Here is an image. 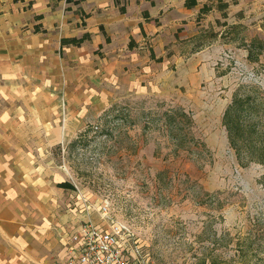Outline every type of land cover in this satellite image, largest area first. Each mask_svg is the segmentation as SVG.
I'll return each instance as SVG.
<instances>
[{
	"label": "crops",
	"instance_id": "1",
	"mask_svg": "<svg viewBox=\"0 0 264 264\" xmlns=\"http://www.w3.org/2000/svg\"><path fill=\"white\" fill-rule=\"evenodd\" d=\"M196 1L0 0V264H67L69 231L100 222L87 196L60 187L67 180L53 181L27 147V133L42 127L58 138L53 102L61 88L71 102L89 98L88 78L113 81L142 102L156 96L165 118L185 113L231 145L223 117L235 89L219 91L229 75L216 63L225 49L249 60L247 45L264 40V0ZM87 33L81 46L61 43ZM257 62L264 63V54ZM26 99L52 105V114L31 116L45 125L37 132L22 124L20 104L11 107L10 101ZM10 108L18 113L16 124ZM166 124L171 132L183 127L180 117Z\"/></svg>",
	"mask_w": 264,
	"mask_h": 264
},
{
	"label": "rangeland",
	"instance_id": "2",
	"mask_svg": "<svg viewBox=\"0 0 264 264\" xmlns=\"http://www.w3.org/2000/svg\"><path fill=\"white\" fill-rule=\"evenodd\" d=\"M236 57L255 76L243 79L220 66L229 78L219 91L248 86L264 95V63ZM70 66L77 69L76 62ZM87 82L85 100L69 102L65 87L59 90V100L53 102L60 115L58 138L42 127L41 118L31 120L41 110L52 114L51 103L10 101L11 107L20 104L26 128L37 132L42 127L26 139L36 165L49 169L53 181L71 182V193L86 195L98 216L108 201L111 214L100 216L98 225L104 230L113 222L124 226L132 264H202V259L206 264H258L264 166L244 165L246 158L237 155L221 132H207L189 119L171 132L156 96L145 103L113 81ZM17 114L11 109V124L17 123Z\"/></svg>",
	"mask_w": 264,
	"mask_h": 264
},
{
	"label": "trees",
	"instance_id": "3",
	"mask_svg": "<svg viewBox=\"0 0 264 264\" xmlns=\"http://www.w3.org/2000/svg\"><path fill=\"white\" fill-rule=\"evenodd\" d=\"M81 1L67 0L69 3H80ZM196 3V0H187L189 6ZM202 9L203 12H206L208 8L205 6ZM36 29L38 30V28ZM89 38L88 33L81 37H63L61 43L63 46H81ZM247 48L249 49L248 58L257 60L261 54H264V40L254 39L247 45ZM176 114L177 117L175 115L167 116L168 124L176 123L179 116L180 122L182 119H189L185 113L177 111ZM223 123L227 128L231 147L235 149L240 158H246L244 165L256 162L264 166V95L262 92L257 88H248V86L237 88L232 102L225 110ZM261 182L264 184V174ZM59 186L69 189L74 188L73 184L68 181L59 183ZM257 247L255 250L256 257L261 258L258 264H264V257H261L264 254V237L262 241L257 243ZM247 258L246 254L244 259ZM201 262L202 264L207 263L205 259H202Z\"/></svg>",
	"mask_w": 264,
	"mask_h": 264
},
{
	"label": "built area",
	"instance_id": "4",
	"mask_svg": "<svg viewBox=\"0 0 264 264\" xmlns=\"http://www.w3.org/2000/svg\"><path fill=\"white\" fill-rule=\"evenodd\" d=\"M216 64L228 67L231 73L239 74L243 79L255 76L232 51L224 52ZM100 214L101 218L110 216L108 201L100 206ZM124 235L125 228L120 222H113L108 230L93 222L78 224L68 233L64 259L67 264H132Z\"/></svg>",
	"mask_w": 264,
	"mask_h": 264
}]
</instances>
